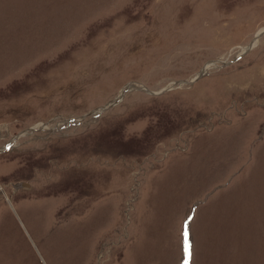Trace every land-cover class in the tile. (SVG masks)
Returning <instances> with one entry per match:
<instances>
[{
  "label": "rangeland",
  "instance_id": "1",
  "mask_svg": "<svg viewBox=\"0 0 264 264\" xmlns=\"http://www.w3.org/2000/svg\"><path fill=\"white\" fill-rule=\"evenodd\" d=\"M0 264H264V0H0Z\"/></svg>",
  "mask_w": 264,
  "mask_h": 264
},
{
  "label": "water",
  "instance_id": "2",
  "mask_svg": "<svg viewBox=\"0 0 264 264\" xmlns=\"http://www.w3.org/2000/svg\"><path fill=\"white\" fill-rule=\"evenodd\" d=\"M199 79V78H198ZM180 83H187V82H185V81H183V82H177V83H175V85H178V84H180Z\"/></svg>",
  "mask_w": 264,
  "mask_h": 264
}]
</instances>
